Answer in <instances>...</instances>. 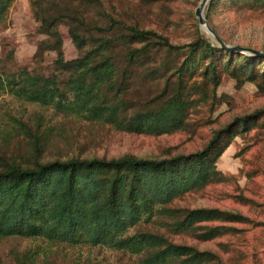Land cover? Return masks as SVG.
<instances>
[{
    "label": "trees",
    "instance_id": "obj_1",
    "mask_svg": "<svg viewBox=\"0 0 264 264\" xmlns=\"http://www.w3.org/2000/svg\"><path fill=\"white\" fill-rule=\"evenodd\" d=\"M16 0H0V25ZM225 1L239 8H262L264 0H211L205 16L221 39H228L214 26L212 11ZM38 32L47 37L39 44L37 56L53 51L56 70L68 75L43 76L28 71L10 76L6 86L18 98L43 108L103 122L118 130L160 136L181 130L209 83L217 87L223 75L234 78L240 87L264 79L260 69L264 58L225 49L198 29L195 40L183 48L171 45L154 31L128 26L113 19L106 24L87 22L84 7L103 8L100 0H71L55 5L50 0H32ZM68 26L80 56L66 60L60 26ZM147 43L139 49L135 44ZM167 48L175 61L169 69L170 82L143 108L134 110L126 97L133 71L150 60V47ZM122 53H114L115 50ZM183 49V50H181ZM256 50V49H255ZM170 62V63H171ZM202 67V68H201ZM158 73V72H156ZM201 77V80L198 79ZM0 77V87H4ZM213 88V90H214ZM262 121L264 111L238 119L215 133L204 149L189 155L168 152L162 159L134 155L120 158H72L48 163L0 164V239H43L55 245L108 246L143 257L140 264H204L215 262L211 251L171 242L163 235L130 229L161 214H175V231L194 230L195 225L220 220L244 219L219 209H177L170 206L179 197L205 188L218 174L217 162L229 147L237 128ZM171 154V155H170ZM222 228L200 234L204 241L217 238Z\"/></svg>",
    "mask_w": 264,
    "mask_h": 264
},
{
    "label": "rangeland",
    "instance_id": "obj_2",
    "mask_svg": "<svg viewBox=\"0 0 264 264\" xmlns=\"http://www.w3.org/2000/svg\"><path fill=\"white\" fill-rule=\"evenodd\" d=\"M50 1L63 5L71 0ZM100 1L103 8L93 7L91 14L81 8L87 22L106 24L107 17H101L105 12L128 26L154 31L180 48L195 40L198 29L215 42L196 17L202 0ZM98 12L101 13L98 15ZM212 17L214 26L228 39L227 44L264 51V9H236L223 1L212 11ZM38 28L32 0H16L0 25V77L5 82L4 87H0V164L29 165L36 161L48 163L72 158L113 159L125 155L162 159L169 156L168 152L173 156L189 155L204 149L215 133L229 124L264 111V79L240 87L234 78L225 74L217 87L209 83V88H204V96H195L196 105L181 130L160 136L129 133L110 124L43 108L18 98L6 86L10 76L22 71L46 77L58 75L62 82L68 80V75H60L56 70L55 52L37 56L39 44L47 40ZM60 32L65 59L78 58L80 52L70 37L68 26L62 24ZM146 45L134 46L141 49ZM114 53L122 51L117 49ZM150 53L146 67L133 71L132 88L126 97L133 105L130 114L162 93L167 83L170 82L169 89L173 83L169 69L175 62H171L174 57L159 45H152ZM260 71L264 73V67ZM237 129L217 162L218 174L214 179L205 188L179 197L170 207L219 209L244 219L230 223L207 221L196 224L194 230L178 232L171 226L177 220L175 214H159L130 229L128 234L163 235L175 244L211 251L218 256L217 261L204 264H264V126L261 121ZM213 227L222 228L217 238L211 241L200 238V234ZM142 258L108 246L55 245L43 239H0V264H140Z\"/></svg>",
    "mask_w": 264,
    "mask_h": 264
},
{
    "label": "water",
    "instance_id": "obj_3",
    "mask_svg": "<svg viewBox=\"0 0 264 264\" xmlns=\"http://www.w3.org/2000/svg\"><path fill=\"white\" fill-rule=\"evenodd\" d=\"M209 2H210V0H202L199 8H197V10H196V17L199 20L201 28L205 32H207L215 40L216 43H218L221 47H223L225 49H229V50H233V51H236L239 53H244V54L254 55V56L264 58V51L255 50L253 48L243 47V46H239V45H235V46L229 45L221 39V37L217 34V32H215V30H213V28L210 26L208 20L205 17V9H206Z\"/></svg>",
    "mask_w": 264,
    "mask_h": 264
}]
</instances>
